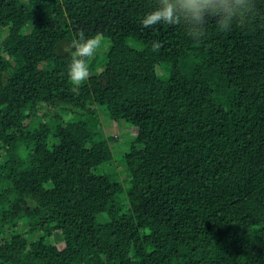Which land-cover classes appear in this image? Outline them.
<instances>
[{
	"label": "trees",
	"instance_id": "1",
	"mask_svg": "<svg viewBox=\"0 0 264 264\" xmlns=\"http://www.w3.org/2000/svg\"><path fill=\"white\" fill-rule=\"evenodd\" d=\"M154 4L0 0V264H264V0L200 43ZM81 29L104 41L74 86Z\"/></svg>",
	"mask_w": 264,
	"mask_h": 264
},
{
	"label": "clouds",
	"instance_id": "2",
	"mask_svg": "<svg viewBox=\"0 0 264 264\" xmlns=\"http://www.w3.org/2000/svg\"><path fill=\"white\" fill-rule=\"evenodd\" d=\"M257 12V0H155L153 10L145 14L142 24L145 28L158 24L177 26L192 42L200 43L207 37L210 23L218 32L227 33L234 26L247 27L250 19L255 22ZM103 41V34L86 38L81 29L78 38L66 46L64 52L71 57L68 67L71 84L79 86L90 77V61ZM161 47V42H152L153 51Z\"/></svg>",
	"mask_w": 264,
	"mask_h": 264
},
{
	"label": "rangeland",
	"instance_id": "3",
	"mask_svg": "<svg viewBox=\"0 0 264 264\" xmlns=\"http://www.w3.org/2000/svg\"><path fill=\"white\" fill-rule=\"evenodd\" d=\"M101 117H102V124L105 127L106 135L117 137V141L114 143V148L117 151L119 150L118 152H121V154H124L126 151L130 149L129 143L133 139V128L125 127V129L122 130V128H120L118 124H114L110 122V120L106 118L104 114H101ZM111 167H112L111 169L118 172L119 177L121 179H124L125 175L122 174V170H124V166L120 162L119 163L116 162L115 165H112ZM103 169L101 167L100 171ZM59 239H60V236L55 235L53 242L57 243Z\"/></svg>",
	"mask_w": 264,
	"mask_h": 264
}]
</instances>
